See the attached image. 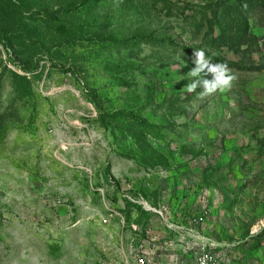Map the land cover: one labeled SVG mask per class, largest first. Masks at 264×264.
<instances>
[{
	"label": "rangeland",
	"instance_id": "1",
	"mask_svg": "<svg viewBox=\"0 0 264 264\" xmlns=\"http://www.w3.org/2000/svg\"><path fill=\"white\" fill-rule=\"evenodd\" d=\"M201 247L264 264V0H0V264Z\"/></svg>",
	"mask_w": 264,
	"mask_h": 264
},
{
	"label": "clouds",
	"instance_id": "2",
	"mask_svg": "<svg viewBox=\"0 0 264 264\" xmlns=\"http://www.w3.org/2000/svg\"><path fill=\"white\" fill-rule=\"evenodd\" d=\"M194 67L188 72V76L194 77L191 83L187 84L188 93L194 92L198 86L202 87L201 96L211 95L217 91H225L231 87L234 76L230 74L227 65L223 63H212L205 55L204 49H195ZM201 73L211 74V79H201Z\"/></svg>",
	"mask_w": 264,
	"mask_h": 264
},
{
	"label": "built area",
	"instance_id": "3",
	"mask_svg": "<svg viewBox=\"0 0 264 264\" xmlns=\"http://www.w3.org/2000/svg\"><path fill=\"white\" fill-rule=\"evenodd\" d=\"M135 262L136 264H149L142 255H136ZM167 264H218V262L216 256L211 254L204 247H201L194 252L186 253V257H184L181 261L168 262Z\"/></svg>",
	"mask_w": 264,
	"mask_h": 264
}]
</instances>
